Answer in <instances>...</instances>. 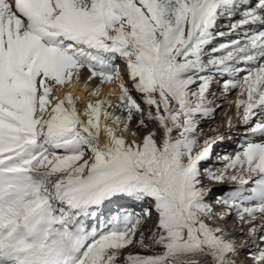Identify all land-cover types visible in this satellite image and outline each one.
I'll return each instance as SVG.
<instances>
[{"label":"snow or ice","instance_id":"6c2138e0","mask_svg":"<svg viewBox=\"0 0 264 264\" xmlns=\"http://www.w3.org/2000/svg\"><path fill=\"white\" fill-rule=\"evenodd\" d=\"M242 254L264 264V0H0V264Z\"/></svg>","mask_w":264,"mask_h":264},{"label":"bare ground","instance_id":"6f19581e","mask_svg":"<svg viewBox=\"0 0 264 264\" xmlns=\"http://www.w3.org/2000/svg\"><path fill=\"white\" fill-rule=\"evenodd\" d=\"M218 87V86H214ZM107 91V89H105ZM79 94V93H77ZM135 95V94H134ZM235 92H233L228 99L229 100H234L235 99ZM226 106V105H225ZM234 109L232 110V113L234 114ZM220 119V112L218 111L216 114V120L219 121ZM201 127H207V125L202 124ZM242 142V137L240 135V129H236L230 139H226V141L222 144L217 146L214 151H213V159H215V156L217 153H234L236 150H238L239 145ZM211 163V161H210ZM242 258L245 260V264H249L247 258L242 254Z\"/></svg>","mask_w":264,"mask_h":264}]
</instances>
